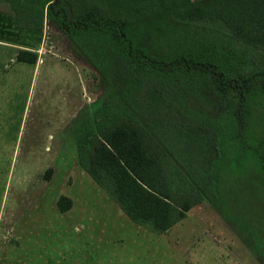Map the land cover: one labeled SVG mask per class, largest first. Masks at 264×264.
<instances>
[{
  "label": "trees",
  "instance_id": "trees-1",
  "mask_svg": "<svg viewBox=\"0 0 264 264\" xmlns=\"http://www.w3.org/2000/svg\"><path fill=\"white\" fill-rule=\"evenodd\" d=\"M1 1L19 27L52 18L108 82L73 134L79 163L126 215L162 232L205 198L264 264V0ZM204 89L222 109L211 119L187 105Z\"/></svg>",
  "mask_w": 264,
  "mask_h": 264
},
{
  "label": "rangeland",
  "instance_id": "rangeland-1",
  "mask_svg": "<svg viewBox=\"0 0 264 264\" xmlns=\"http://www.w3.org/2000/svg\"><path fill=\"white\" fill-rule=\"evenodd\" d=\"M11 14L0 2V264H263L205 198L162 232L128 217L79 163L73 134L109 96L108 82L52 18L34 31ZM19 48L36 62L17 63ZM200 96L188 107L221 113L216 93ZM61 195L72 200L66 210Z\"/></svg>",
  "mask_w": 264,
  "mask_h": 264
},
{
  "label": "crops",
  "instance_id": "crops-1",
  "mask_svg": "<svg viewBox=\"0 0 264 264\" xmlns=\"http://www.w3.org/2000/svg\"><path fill=\"white\" fill-rule=\"evenodd\" d=\"M1 2H2V1H1ZM11 17H12V24H13V25H15V27H16L15 18L13 19V16H12V14H11Z\"/></svg>",
  "mask_w": 264,
  "mask_h": 264
}]
</instances>
